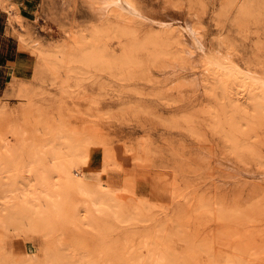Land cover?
Returning a JSON list of instances; mask_svg holds the SVG:
<instances>
[{"label":"rangeland","instance_id":"rangeland-1","mask_svg":"<svg viewBox=\"0 0 264 264\" xmlns=\"http://www.w3.org/2000/svg\"><path fill=\"white\" fill-rule=\"evenodd\" d=\"M126 1L124 7L130 6L129 1L135 5L133 26L138 27L135 32L140 38L147 37L153 21L175 24L181 45L174 43L170 50H185V63L166 54L153 64L143 51L141 70L134 69L121 80V76L86 68L94 74H87L78 95L61 98H54L57 88L50 75L42 78L33 72L35 56L20 48L18 40L49 52L69 41L70 32L100 27L104 10L92 0H5L21 10L20 18L0 9V101L4 106L0 108V134L8 130L12 118L38 127L35 139L40 142L42 128L59 120L75 130L83 129L86 139L77 144L88 155L83 167L98 164V156L105 153L107 163H114L115 171H103L110 184L126 182L138 198L154 199L153 211L145 213L146 222L114 221L101 212L95 213L94 226L85 230L71 221L75 206L67 199L57 220V238L69 245L63 253L69 257L72 250H83L90 254V264H123L138 256L146 241L152 253L167 249L181 257V264H204L208 247L204 237L212 239L226 226L253 236L255 246L264 244V121L248 140L261 158L234 156L211 128L208 111L215 101L201 84L202 71L217 50L228 52L243 69L264 73V21L259 19L260 25L248 17L239 20L244 27L236 25L235 9L244 0ZM231 1L233 5L227 7ZM115 45L118 52L116 43L111 48ZM200 200L219 201L234 209L237 223L219 219V208L215 210L219 206L206 208ZM123 211L124 216L130 213L128 207ZM150 233L156 236L146 239ZM29 234L9 235L6 241L41 259L44 240L37 233ZM231 242L228 238L219 248L226 249ZM256 258L250 264H264V253Z\"/></svg>","mask_w":264,"mask_h":264},{"label":"bare ground","instance_id":"bare-ground-1","mask_svg":"<svg viewBox=\"0 0 264 264\" xmlns=\"http://www.w3.org/2000/svg\"><path fill=\"white\" fill-rule=\"evenodd\" d=\"M92 2L95 5L98 3L100 10H104V13L100 14L103 15L100 20L104 19L100 27L94 29L92 26L87 30L70 32L67 35L69 41L54 46L49 52L35 45L27 47L21 38L18 40L20 48L35 56L33 72L36 76L42 78L47 74L51 76V83L57 88H55L56 92L53 91L54 98H61L64 94L76 97L84 81L89 78L87 74L91 71H86V68L96 72H106L111 76H121V80L131 72L141 70L144 61L140 53L143 51H147L153 64L166 54L173 56L178 63H185L187 60V53L182 48L176 51L170 50V46L174 43L181 45L175 24L150 20L153 27H150L148 34L146 33L147 37L140 38L135 32L138 27L133 26L135 25L133 13L136 12L135 5L134 7L131 5L134 4L133 1H129L130 6L125 4V7L126 0H92ZM226 5L230 7L233 1ZM112 6L117 7V10L111 9ZM0 9L8 15L14 12L17 18L21 17V10L16 9L13 3L6 4L5 0H0ZM235 10L238 17L234 19L236 25L239 24V28L243 26L240 24L242 23L240 19L250 17L254 21L259 19L261 22L264 21V0H244L238 3ZM107 13L117 20L112 19V21ZM138 15L139 13L137 17ZM139 17H142L141 14ZM115 43L118 45V52L114 48L116 45L111 48V44ZM217 51L210 57V63L206 64L201 77L206 95L215 101L214 106L208 111L211 128L223 138L234 156L243 158L244 155L249 154L259 159L261 157L257 154L258 151L256 152L253 144H249L248 140L264 121V73L252 68L243 69L233 62L228 52ZM144 75L142 79H145ZM3 107L0 101V108ZM9 114L11 115L12 112L10 111ZM9 123L8 130L0 134V264H90V254L83 250H72L73 253L69 254V257L66 256L63 250L69 249V245L63 244L57 238L58 215L62 210L63 202L67 199L75 206L71 221L77 222L81 230L94 226L95 213L101 212L114 221L132 222L131 224H135L133 223L135 221H147L145 213L154 207V199L138 198L134 188L126 182L110 184L108 178L106 180L103 177V171L105 169L111 171L114 164L107 163L109 160L107 154L102 153L98 156V164L83 167L88 155L84 149H77L78 142L86 139L83 138V129L75 130L59 120L53 126L42 128L39 132L43 135L40 142L35 139L38 127L35 128L32 124L26 125L17 119L13 121V118ZM189 129L192 130V127ZM145 147L147 144H144ZM141 148L137 151H141L143 149ZM168 193L171 196L172 193ZM208 200H200V202H203L206 208L218 205L219 207L215 208V210L219 208L216 210L218 213H215L218 214L219 219L221 217L223 220L227 219L225 220L227 222L237 223V211L223 206L219 201L216 203ZM157 203L159 207L165 208L160 202ZM125 207L130 210L126 216L123 211ZM226 227L219 234L212 235L214 236L212 239L207 240L204 237L205 246H208L207 251L204 250L206 251L204 264H250L251 260L264 253V244L255 246L252 241L253 236L236 232L234 226L233 229ZM23 232L37 233L42 237L45 244L42 246L41 259L26 253L21 249L22 247L14 248L12 242L6 241L9 235L18 237ZM153 235L155 233L144 236L150 239ZM218 235L221 237L219 238ZM228 238L232 241L231 246L228 244L225 245L226 249H220L219 246ZM145 244L146 241L142 244L138 256L123 264L183 263L179 262L182 260L181 257L173 251L166 249L163 253L156 251L152 253L146 249ZM247 257L249 262L246 261Z\"/></svg>","mask_w":264,"mask_h":264}]
</instances>
